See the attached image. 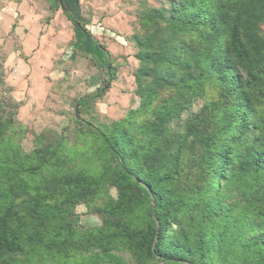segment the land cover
Here are the masks:
<instances>
[{"label":"trees","instance_id":"1","mask_svg":"<svg viewBox=\"0 0 264 264\" xmlns=\"http://www.w3.org/2000/svg\"><path fill=\"white\" fill-rule=\"evenodd\" d=\"M163 1L138 0L126 116L94 125L79 115L101 90L81 99L76 137L97 152L67 154L61 138L49 154L0 158V264H264V0ZM61 8L113 79L108 51ZM77 155L112 165L75 170ZM78 206L102 224L79 231Z\"/></svg>","mask_w":264,"mask_h":264},{"label":"rangeland","instance_id":"2","mask_svg":"<svg viewBox=\"0 0 264 264\" xmlns=\"http://www.w3.org/2000/svg\"><path fill=\"white\" fill-rule=\"evenodd\" d=\"M35 2L41 8V17H35V22L28 23L23 14L15 17L8 13L0 18V123L6 126L0 138V158L21 163L38 150L49 154L61 138L66 142L67 154L77 148L97 152L90 138L83 140L88 135L76 137V108L81 106L82 98L101 90L79 115L81 119L97 126L108 125L123 119L131 109L139 68L132 40L133 34L139 32L138 0ZM148 2L154 7L166 6L163 0ZM61 5L108 51L113 79L106 75L105 53L96 49L94 41L65 16ZM206 90L207 97L214 98L215 92ZM201 103L200 100L192 107L193 112ZM188 115L184 113L180 123H172L171 128L181 129ZM65 156L69 161L72 155ZM74 161L75 170L86 169L91 174L112 165L108 160L104 162L101 155H77ZM107 190L116 196L114 188ZM225 200L234 202L236 198L226 196ZM88 210L83 206L75 210L79 231L102 224L101 218ZM121 255L131 263L127 253ZM74 259L83 260L78 255ZM69 263L73 264L71 260ZM16 264H22L21 260Z\"/></svg>","mask_w":264,"mask_h":264},{"label":"crops","instance_id":"3","mask_svg":"<svg viewBox=\"0 0 264 264\" xmlns=\"http://www.w3.org/2000/svg\"><path fill=\"white\" fill-rule=\"evenodd\" d=\"M10 1L13 2L10 4ZM30 2L33 4H30ZM8 13H14L15 17L18 14H23V16L26 15L27 21L30 23L35 22V17H41V8L37 5L35 0H0V18L6 16ZM26 18H24V20H26Z\"/></svg>","mask_w":264,"mask_h":264},{"label":"water","instance_id":"4","mask_svg":"<svg viewBox=\"0 0 264 264\" xmlns=\"http://www.w3.org/2000/svg\"><path fill=\"white\" fill-rule=\"evenodd\" d=\"M77 111H78V106H77V108H76V113H75V114H77Z\"/></svg>","mask_w":264,"mask_h":264}]
</instances>
